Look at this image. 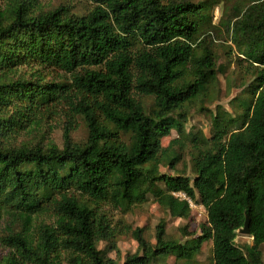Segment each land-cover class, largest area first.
Masks as SVG:
<instances>
[{"label": "trees", "instance_id": "trees-1", "mask_svg": "<svg viewBox=\"0 0 264 264\" xmlns=\"http://www.w3.org/2000/svg\"><path fill=\"white\" fill-rule=\"evenodd\" d=\"M93 1L82 16L63 6L34 13L33 0H6L0 8V216L33 233L1 237L13 250L2 264H120L98 249L117 235L104 208L127 211L149 195L172 219L187 222L180 233L189 240H168L164 220L154 244L134 229L138 252L123 264L191 262L205 242L212 264H263L264 0ZM219 3L228 13L220 26L254 70L250 99L240 104V129L218 108L210 138H194L191 182L159 172L169 151L178 157L177 141L166 149L161 141L173 130L182 134V107L218 81L210 11ZM23 66L29 79L20 75ZM51 70L70 82L46 81ZM144 98L153 101L149 112ZM60 116L68 125L84 122V143L73 144L66 129L62 148L13 145ZM175 194L205 209L194 233L190 205ZM246 217L252 245L243 251L235 240Z\"/></svg>", "mask_w": 264, "mask_h": 264}, {"label": "rangeland", "instance_id": "rangeland-1", "mask_svg": "<svg viewBox=\"0 0 264 264\" xmlns=\"http://www.w3.org/2000/svg\"><path fill=\"white\" fill-rule=\"evenodd\" d=\"M194 3L210 0H192ZM6 0H0V8H3ZM228 5V4H227ZM65 7L69 12L76 16L87 14L94 6L93 0H33L32 12H48L59 7ZM227 7L222 3L213 6L210 11L212 25L216 30L213 33V43L210 48L215 56L217 66L218 81L214 85H209L192 102L185 104L180 114L185 115L182 123V134L177 131H171V135L162 139L161 146L166 149L173 141H177L172 146V150L177 152L178 157L173 160L174 155L170 151L161 158L159 172L169 176L187 177L193 181L191 158L196 155L194 138L211 136V117L220 108L228 112L238 123L233 127L234 130L242 127V121L239 115L243 112L240 107L241 102L250 99L246 94L247 86L252 79L253 68L248 61L242 60L236 52L233 43L228 39L222 26L221 19L227 16ZM38 70L37 68L33 69ZM20 75L26 79L31 77L29 67H21ZM44 77L48 82H67L69 76L60 71H45ZM146 111L149 112L153 103L152 99H143ZM176 118L179 116L176 115ZM63 117L52 118L46 123L41 124L40 128L30 133H22L15 142L14 146H32L41 145L45 149L51 145L62 148L64 142V132L70 130V138L73 144H82L87 138V128L84 122L77 119L68 125ZM171 150V151H172ZM173 152V151H172ZM179 199H186L190 205L194 221L190 225V232L194 233L198 224L204 223L207 219L205 209L198 202L191 201L183 194H175ZM111 224L116 228V238L113 243H100L98 249L106 253V256L116 262L123 264L127 256L138 252V243L133 238L132 231L140 228L146 240L152 244L155 243V229L160 220L166 223V236L168 240H174L184 244L189 239H183L180 228L187 224L182 219H172L170 215L162 210L154 198L149 195L145 204L132 207L130 210L121 211L105 207ZM14 218L3 213L0 216V238L7 235L10 230L22 232L24 235L32 237V229L23 228L21 222H14ZM38 223V222H37ZM38 225V224H36ZM131 231H130V230ZM236 245L245 251L247 245H252V240L248 236L240 234L235 240ZM115 247L114 249H112ZM262 250V262L264 264V245ZM13 250L0 242V264L6 257L11 256ZM143 254L142 252H139ZM20 263V258L15 254ZM66 264V263H62ZM153 264H212V244L205 242L201 247L200 254L191 262L179 261L174 257H165L157 259Z\"/></svg>", "mask_w": 264, "mask_h": 264}, {"label": "water", "instance_id": "water-1", "mask_svg": "<svg viewBox=\"0 0 264 264\" xmlns=\"http://www.w3.org/2000/svg\"><path fill=\"white\" fill-rule=\"evenodd\" d=\"M240 234H243L245 236H249V218L246 217V221L244 224V227L238 231Z\"/></svg>", "mask_w": 264, "mask_h": 264}]
</instances>
